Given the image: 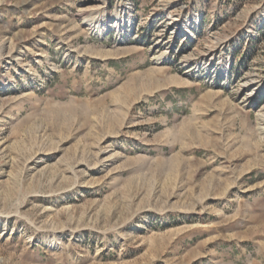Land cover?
<instances>
[{"label": "rangeland", "instance_id": "rangeland-1", "mask_svg": "<svg viewBox=\"0 0 264 264\" xmlns=\"http://www.w3.org/2000/svg\"><path fill=\"white\" fill-rule=\"evenodd\" d=\"M0 264H264V0H0Z\"/></svg>", "mask_w": 264, "mask_h": 264}]
</instances>
